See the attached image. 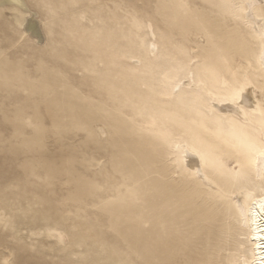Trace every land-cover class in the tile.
Returning a JSON list of instances; mask_svg holds the SVG:
<instances>
[{
	"label": "rangeland",
	"instance_id": "obj_1",
	"mask_svg": "<svg viewBox=\"0 0 264 264\" xmlns=\"http://www.w3.org/2000/svg\"><path fill=\"white\" fill-rule=\"evenodd\" d=\"M207 31H220V13L206 0H0V264H154L138 250L152 244L154 222L133 178L142 160L171 168L177 154L152 147L165 127L160 106L147 113L132 106L134 93L126 103L111 88H136L133 58L158 78L177 69V48L185 52L182 72L215 66L220 53ZM149 41L164 64L144 58ZM132 148L143 151L141 161ZM152 171L149 164L142 173L150 183Z\"/></svg>",
	"mask_w": 264,
	"mask_h": 264
},
{
	"label": "bare ground",
	"instance_id": "obj_2",
	"mask_svg": "<svg viewBox=\"0 0 264 264\" xmlns=\"http://www.w3.org/2000/svg\"><path fill=\"white\" fill-rule=\"evenodd\" d=\"M206 1L220 13V31H207V39L220 53V63L212 67L210 62L182 72L186 65L185 52L177 48L173 50L177 69L165 72L161 78L152 73L150 65H140L141 61L133 58L131 63L136 71L131 76L137 80L136 88H132L131 83H127V88L122 82L125 83L123 88L108 82L116 85L111 90L118 100L125 98L126 101L129 96L125 95L132 92L135 94L132 106L144 108L147 113L160 106L157 108L165 127L152 147L161 145L157 155H163L162 148L175 150L177 154L171 159V168L163 164L157 167L163 159L152 157L147 165L142 160L141 172L135 165L137 171L133 179L140 184L138 191L142 201L148 204L145 214L154 222L153 236L148 238L152 244L149 247L141 244L138 250L140 256L147 250L148 259L154 260V264H264V0ZM206 24L212 25V22L206 20L203 25L207 28ZM147 31L149 36L155 37L151 24ZM114 38L110 39L114 41ZM94 39L92 42L97 41ZM108 42L102 45L110 50L117 43ZM115 48L109 57L116 56H113L114 52L118 53ZM157 49L156 44L149 41L143 48V56L150 63L164 64L161 61L164 57L160 60L156 57ZM96 54L100 56L98 51ZM99 59H103L102 56ZM111 59L103 65L107 67L110 65L107 63L116 62ZM112 71L116 72L114 68ZM181 72L184 76L173 83ZM106 73L104 79H107ZM110 84L108 86L112 87ZM117 87L123 88L121 99L117 97L120 95ZM165 116L171 121L168 126ZM147 144L144 148L151 150ZM131 152L141 161L138 152L143 151L132 148ZM149 164L153 165L152 172L156 175L152 183L142 175L148 174ZM189 194H195L194 198Z\"/></svg>",
	"mask_w": 264,
	"mask_h": 264
}]
</instances>
